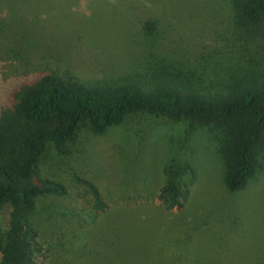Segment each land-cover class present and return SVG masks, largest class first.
I'll use <instances>...</instances> for the list:
<instances>
[{
  "label": "rangeland",
  "instance_id": "374dc122",
  "mask_svg": "<svg viewBox=\"0 0 264 264\" xmlns=\"http://www.w3.org/2000/svg\"><path fill=\"white\" fill-rule=\"evenodd\" d=\"M229 15L228 0H0V94L44 68L91 86L144 90L171 87L167 75L176 74L193 77L200 95H225L224 84L249 73L209 38ZM147 18L157 21L152 35L140 28ZM208 127L136 112L100 134L81 123L66 155L48 144L40 178L66 193L37 199L31 217L43 249L35 264H264V173L229 191ZM172 157L188 159L193 177L182 205L166 210L157 193ZM76 177L96 185L104 211L93 210Z\"/></svg>",
  "mask_w": 264,
  "mask_h": 264
},
{
  "label": "trees",
  "instance_id": "16d2710c",
  "mask_svg": "<svg viewBox=\"0 0 264 264\" xmlns=\"http://www.w3.org/2000/svg\"><path fill=\"white\" fill-rule=\"evenodd\" d=\"M230 15L210 29L209 38L237 55L249 73L224 84L225 95L210 98L192 91L193 77L168 74L171 87L91 86L56 69H36L9 81L0 94V264H35L42 252L31 215L39 196L65 194V186L40 178V158L48 144L58 154L70 151L79 125L103 133L136 112L159 113L209 126L220 143L223 181L229 191L243 189L264 173V0H228ZM141 31L156 33L157 21L145 19ZM232 80V79H230ZM184 86V91L179 86ZM157 197L164 208L180 207L192 182L186 158L172 157L162 167ZM39 183H35L34 177ZM96 212L107 203L84 178ZM11 207L8 220L3 213Z\"/></svg>",
  "mask_w": 264,
  "mask_h": 264
},
{
  "label": "water",
  "instance_id": "95a60500",
  "mask_svg": "<svg viewBox=\"0 0 264 264\" xmlns=\"http://www.w3.org/2000/svg\"><path fill=\"white\" fill-rule=\"evenodd\" d=\"M33 179H34L35 183H39V182L37 181V177H36V176H35Z\"/></svg>",
  "mask_w": 264,
  "mask_h": 264
}]
</instances>
